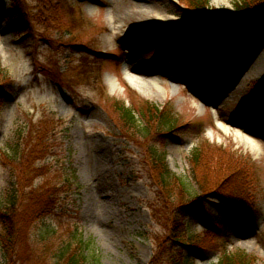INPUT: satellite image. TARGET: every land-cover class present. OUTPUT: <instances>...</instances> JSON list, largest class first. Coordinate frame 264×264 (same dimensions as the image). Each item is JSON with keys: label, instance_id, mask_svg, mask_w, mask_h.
Masks as SVG:
<instances>
[{"label": "rangeland", "instance_id": "1", "mask_svg": "<svg viewBox=\"0 0 264 264\" xmlns=\"http://www.w3.org/2000/svg\"><path fill=\"white\" fill-rule=\"evenodd\" d=\"M31 1L20 0L19 17L10 23L5 16L12 1L0 0V62L10 82L0 105V204L18 180L11 156L34 124L50 130L55 154L36 164H45L50 174L73 175L71 188L59 186L65 191L55 213L36 226L57 223L50 246L76 225L97 264H149L156 240L177 218L179 235L212 236L217 244L226 238L229 251L243 250L264 264V105L253 91L255 81L264 79V39L232 72L213 75L201 70L215 52L209 48L186 65L181 42L186 37L209 42L201 31L208 17L223 7L234 10V0H209L199 14L184 0H52L59 10L41 24L33 22ZM60 20L69 30L55 29ZM44 24L51 26L47 37L40 29ZM227 41L223 37L222 43ZM117 99L144 100L173 113L177 127L144 146L164 151L169 170L197 192L190 212L178 213L158 192L143 150L108 112ZM239 133L258 148H250ZM204 140L247 160L249 193L231 211L221 197L200 193L190 176V151ZM41 181L29 179L26 190ZM28 241L17 248L19 260H5L0 248V264H53L50 253L32 257ZM190 252L189 264H213L221 254L211 247Z\"/></svg>", "mask_w": 264, "mask_h": 264}, {"label": "trees", "instance_id": "2", "mask_svg": "<svg viewBox=\"0 0 264 264\" xmlns=\"http://www.w3.org/2000/svg\"><path fill=\"white\" fill-rule=\"evenodd\" d=\"M11 1V9L5 17L8 22L13 23L19 17L20 0ZM38 1V5L37 0L31 1L34 11L33 22L37 21L41 24L42 19L49 14H56L54 12H58L59 8L52 0ZM208 1L184 0L198 14L204 11ZM58 22L55 29L61 25L59 27L61 31L69 30L67 24H62V20ZM50 27L49 25L45 27V24L44 27H40L43 37H47ZM187 29H193V27L180 28V30ZM204 30L211 38L209 42L202 37L198 40L188 37L181 40L186 44L184 59L186 65H190L195 58L210 48L215 52V56L206 63L201 70L202 74H212L214 71L232 72L264 39V0H234V10L223 7L215 11L208 17L207 25L201 31ZM223 37H228L232 43L223 44ZM172 65L174 66L175 63ZM9 83L0 62V105L8 92L6 86ZM253 91L259 97L258 101L264 105V79L255 81ZM112 102L114 106L111 109L108 107V112L122 134L133 138L143 150V161L147 165L149 176L160 195L167 200L168 204H166L172 205L178 213L180 210L190 212L195 203L194 199L197 198L195 197L197 192L190 191L187 183L169 170L164 151H158L155 144L152 146L148 143L144 146V142L154 140L157 135L171 132L177 127L174 124L176 118L173 113L165 107H159L144 100L138 102L129 100L126 103L117 99ZM49 134V129L35 128L34 124H30L26 138L23 139L24 142L21 147L17 146L14 155L11 156L19 175L17 182L13 181L1 197L0 248L3 257L10 262L21 259L22 255L20 256L17 252V248L27 239L29 240L27 244L32 246V257L48 258L43 254L48 256L47 253H50L53 264H97L95 254L89 252L90 243L83 239L76 225L60 234L59 241L52 246L49 242L58 233L57 223L54 228H36L39 221L53 215L59 207L60 193L65 191H61L60 187L65 185L71 188L73 185L71 181L73 175L69 172L54 171L50 174L45 164H36L37 159H43L46 155H55L52 154L54 145L51 143V138H48ZM18 161L19 165H16ZM188 162L190 176L200 193L221 197L226 201L227 208L224 209L227 212L235 209L241 203L242 196L249 193L251 180L247 160L232 148L207 140L197 141L190 151ZM58 174L62 175L58 177ZM54 177L58 179L52 183L50 178ZM37 178L42 179L39 186L32 187L31 183L26 190L29 179ZM189 199L190 203H182ZM166 220L168 223V218ZM181 226V220L172 219V226L169 227L164 238L156 240L149 264H189L190 254L188 253L206 247L221 251L217 262L213 264H257L256 260L243 250L229 251L226 247V238L219 242V245L211 240L212 236L199 235L201 238L190 235L181 236L179 235V232L183 230ZM175 245L188 248V253L176 248Z\"/></svg>", "mask_w": 264, "mask_h": 264}, {"label": "bare ground", "instance_id": "3", "mask_svg": "<svg viewBox=\"0 0 264 264\" xmlns=\"http://www.w3.org/2000/svg\"><path fill=\"white\" fill-rule=\"evenodd\" d=\"M157 18L161 19L162 17L161 16H157ZM141 29H144V27L141 26ZM218 125H219L220 128H222L224 130H226V128H227L222 122H219ZM239 135H240V137H242L244 139L245 143L250 148H253V149L258 148V144H257V142L254 141V139H252V138H250L248 136H243L240 133H239Z\"/></svg>", "mask_w": 264, "mask_h": 264}]
</instances>
